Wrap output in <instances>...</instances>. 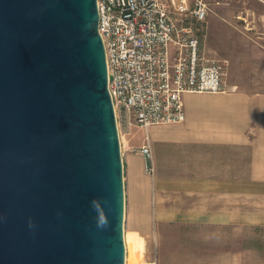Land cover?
I'll return each mask as SVG.
<instances>
[{
	"label": "water",
	"instance_id": "1",
	"mask_svg": "<svg viewBox=\"0 0 264 264\" xmlns=\"http://www.w3.org/2000/svg\"><path fill=\"white\" fill-rule=\"evenodd\" d=\"M97 0H0V264H126Z\"/></svg>",
	"mask_w": 264,
	"mask_h": 264
},
{
	"label": "crops",
	"instance_id": "2",
	"mask_svg": "<svg viewBox=\"0 0 264 264\" xmlns=\"http://www.w3.org/2000/svg\"><path fill=\"white\" fill-rule=\"evenodd\" d=\"M249 33L225 49L235 89L184 93L180 123L123 124L126 208L154 203L158 225L172 229L162 253L175 264H264V32ZM145 143L153 175L138 151Z\"/></svg>",
	"mask_w": 264,
	"mask_h": 264
},
{
	"label": "built area",
	"instance_id": "3",
	"mask_svg": "<svg viewBox=\"0 0 264 264\" xmlns=\"http://www.w3.org/2000/svg\"><path fill=\"white\" fill-rule=\"evenodd\" d=\"M109 90L120 121L148 128L186 119V92H225L224 63L206 56L207 0H97ZM138 151L155 173L149 143Z\"/></svg>",
	"mask_w": 264,
	"mask_h": 264
},
{
	"label": "rangeland",
	"instance_id": "4",
	"mask_svg": "<svg viewBox=\"0 0 264 264\" xmlns=\"http://www.w3.org/2000/svg\"><path fill=\"white\" fill-rule=\"evenodd\" d=\"M207 1L210 12L206 21L198 24V35L206 56L224 63V79L227 86L232 87L235 85L228 82V70L232 64L229 58L224 57L226 46L230 47V44L235 43L236 33H240L242 29L251 32L248 35L250 40L258 39L259 32H264V0ZM123 124L124 122L120 121L118 123L121 140ZM127 126L135 128V131L146 129L137 123ZM171 230L170 227L158 225L154 203L146 212H130L126 208V264H175L177 261L164 257L162 253L163 248L168 246L164 238L172 235Z\"/></svg>",
	"mask_w": 264,
	"mask_h": 264
}]
</instances>
